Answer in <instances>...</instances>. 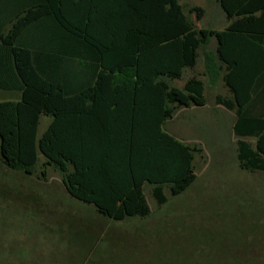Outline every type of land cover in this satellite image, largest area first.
<instances>
[{
  "label": "trees",
  "instance_id": "obj_1",
  "mask_svg": "<svg viewBox=\"0 0 264 264\" xmlns=\"http://www.w3.org/2000/svg\"><path fill=\"white\" fill-rule=\"evenodd\" d=\"M228 21L197 29L179 0H0V160L53 167L66 193L113 221L146 217L195 180L190 147L164 131L180 107H203L204 83L169 85L205 56L209 84L230 97L239 167L264 173V0H216ZM188 14L203 19V9ZM211 39L214 51L207 49ZM13 72L19 85L9 84ZM14 87V88H12ZM51 122L38 136L40 118ZM43 173V172H42Z\"/></svg>",
  "mask_w": 264,
  "mask_h": 264
},
{
  "label": "rangeland",
  "instance_id": "obj_2",
  "mask_svg": "<svg viewBox=\"0 0 264 264\" xmlns=\"http://www.w3.org/2000/svg\"><path fill=\"white\" fill-rule=\"evenodd\" d=\"M197 29L223 30L228 21L215 0H179ZM203 9V19L188 14ZM207 49L214 51L211 39ZM205 56L198 51L192 69L169 85L182 89L187 79L204 83L203 107H180L163 126L178 141L196 147L194 182L158 205L144 188L149 214L113 221L70 197L53 167L31 175L0 160V264H264V173L239 167L235 115L215 103L230 94L219 80L209 84ZM46 125L42 118L38 135ZM43 172V173H42Z\"/></svg>",
  "mask_w": 264,
  "mask_h": 264
},
{
  "label": "crops",
  "instance_id": "obj_3",
  "mask_svg": "<svg viewBox=\"0 0 264 264\" xmlns=\"http://www.w3.org/2000/svg\"><path fill=\"white\" fill-rule=\"evenodd\" d=\"M216 1V0H215ZM7 78H8V82H9V84L11 83V84H16V86L18 87V85H19V82H18V80H17V78L15 77V75L13 74V72H9L8 73V76H6ZM12 88H14V87H12ZM16 99H18V94L17 93H15L14 91H12V90H10V91H4V90H1L0 89V101H5V100H16ZM219 107H221V108H223L222 106H220V105H218ZM224 109V108H223ZM224 110H226V109H224ZM228 111V110H227ZM230 112H232V111H230ZM42 118H45V120H46V125H45V127H44V130L42 131V133L40 134V136L43 134V132L46 130V128L48 127V125L50 124V122H51V118L50 117H46V116H42L41 118H40V121H41V119ZM40 125V124H39ZM233 125H234V123H233ZM38 131H39V128H38ZM39 136V135H38ZM63 185V184H62ZM64 187V186H63ZM149 187H151V186H149ZM65 190V189H64ZM151 190H152V188H151ZM90 206H92V205H90ZM93 208H94V210H95V212L97 213V214H99L97 211H96V209H95V207L94 206H92ZM100 215V214H99ZM102 216V215H101ZM104 217V216H103Z\"/></svg>",
  "mask_w": 264,
  "mask_h": 264
}]
</instances>
